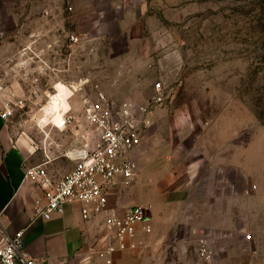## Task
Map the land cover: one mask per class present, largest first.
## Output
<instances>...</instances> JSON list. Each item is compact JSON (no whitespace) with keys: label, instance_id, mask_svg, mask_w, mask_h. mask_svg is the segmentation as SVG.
Masks as SVG:
<instances>
[{"label":"rangeland","instance_id":"374dc122","mask_svg":"<svg viewBox=\"0 0 264 264\" xmlns=\"http://www.w3.org/2000/svg\"><path fill=\"white\" fill-rule=\"evenodd\" d=\"M0 65L15 84V131L56 153L63 176L64 153L94 138L88 102H147L161 81L167 98L136 150L137 176L113 195L150 214L196 211L199 230L206 207L222 209L210 222L224 225L233 209L248 259L264 264V0H0ZM60 82L73 94L43 123ZM235 156L236 202H201L184 168Z\"/></svg>","mask_w":264,"mask_h":264},{"label":"crops","instance_id":"0c3cea01","mask_svg":"<svg viewBox=\"0 0 264 264\" xmlns=\"http://www.w3.org/2000/svg\"><path fill=\"white\" fill-rule=\"evenodd\" d=\"M14 91L15 84H10L5 92L0 93V221L11 234L23 231L25 251L39 264H254L244 250L250 244L244 241L233 222V209L229 212L232 222L224 225L210 222V218L222 214V209L206 207L202 213L205 221L200 225L203 230L192 222L200 216L196 211L191 210L187 217L186 213H175L173 216L152 211L149 218L152 231L147 233L140 229L137 247L116 251L111 256V263L99 255V251L110 242L103 218L83 219L80 202H67L64 211L54 214L49 220L35 217L36 208L46 204V188L25 179L24 171L49 160L45 166L52 183H56L63 177L58 172L61 159L46 146L37 144L29 135L17 133L11 117L4 119L1 116L10 98L8 93ZM173 167L176 171L181 170L175 164ZM184 169L191 173L188 179L190 186L203 188L201 202L222 204L226 197V201L235 203L238 199L232 188L239 176L236 156L230 164L224 165L220 157H206L204 163L192 164ZM224 186L226 190L230 188L227 196L224 195ZM117 189V193L123 196L124 188ZM112 196L111 202H115L120 209L130 207V203L125 204L123 199H117V194ZM191 197L196 199V195L192 194ZM186 218L190 220L188 225L185 222L176 223V220ZM202 233L208 237L214 251V261L211 263L202 262L196 253L197 241Z\"/></svg>","mask_w":264,"mask_h":264},{"label":"built area","instance_id":"2783aa9c","mask_svg":"<svg viewBox=\"0 0 264 264\" xmlns=\"http://www.w3.org/2000/svg\"><path fill=\"white\" fill-rule=\"evenodd\" d=\"M71 40L77 42L79 38L72 35ZM6 88L0 65V93ZM166 94L167 89L158 81L154 95L147 102L116 101L104 95L96 102H88L85 111L88 121L95 126L94 138L64 153L73 163L71 171L56 183H52L45 166L49 160L24 171L25 179L46 188V204L36 208L35 217L49 220L54 214L62 213L67 202L78 201L83 219L103 218L110 242L99 255L108 263L116 251L135 249L139 230L152 231L150 211L141 204L120 209L111 202V197L115 186L129 185L135 180L139 169L136 150L153 122L155 107L165 102ZM68 113L65 124L73 120ZM12 114V104L6 101L1 116L8 119ZM23 234V231L9 233L0 221V264H39L25 251ZM196 252L204 263L214 260V251L205 236L198 239Z\"/></svg>","mask_w":264,"mask_h":264},{"label":"bare ground","instance_id":"6f19581e","mask_svg":"<svg viewBox=\"0 0 264 264\" xmlns=\"http://www.w3.org/2000/svg\"><path fill=\"white\" fill-rule=\"evenodd\" d=\"M73 94L72 89H69L66 83L60 82L57 86L56 92L50 95V102L45 107V115L41 119L43 123H47L49 119L53 116L54 110L59 107L61 97H70Z\"/></svg>","mask_w":264,"mask_h":264}]
</instances>
